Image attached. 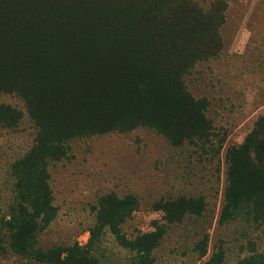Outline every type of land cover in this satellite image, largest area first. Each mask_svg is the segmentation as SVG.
Returning a JSON list of instances; mask_svg holds the SVG:
<instances>
[{
	"label": "trees",
	"instance_id": "obj_1",
	"mask_svg": "<svg viewBox=\"0 0 264 264\" xmlns=\"http://www.w3.org/2000/svg\"><path fill=\"white\" fill-rule=\"evenodd\" d=\"M227 11L226 0L209 8L196 0H0V96L22 101L36 130L32 148L11 168L16 196L0 222V257L98 264V246L110 230L135 264H155L163 230L133 239L122 233L139 208L132 195L100 198L86 246L36 249L37 235L57 217L49 166L67 158L76 140L138 129L176 147H213L208 103L193 97L185 79L222 51ZM23 118L20 109L0 103V130L17 129ZM225 159L220 222H243L264 237V116ZM182 205L170 211L171 222L185 215ZM241 251L246 255L236 264H264L255 240ZM225 262L221 247L204 264Z\"/></svg>",
	"mask_w": 264,
	"mask_h": 264
},
{
	"label": "rangeland",
	"instance_id": "obj_2",
	"mask_svg": "<svg viewBox=\"0 0 264 264\" xmlns=\"http://www.w3.org/2000/svg\"><path fill=\"white\" fill-rule=\"evenodd\" d=\"M196 1L209 8L214 0ZM226 1L222 51L198 63L185 79L193 97L208 103L207 116L217 135L213 147H176L148 129L74 141L68 157L49 166L57 217L37 235L36 249L86 246L100 198L114 194L132 195L139 201L137 212L122 227L126 238L163 230L154 251L155 264H204L221 247L226 252L225 264H236L246 255L241 247L248 240H255L259 250H264L261 232L240 221L220 222L226 151L241 145L256 120L264 116V0ZM0 103L24 112L17 129L0 130L1 222L8 218L16 196L12 165L32 148L36 130L22 101L1 95ZM179 205L187 211L180 221L171 222L170 211ZM96 257L98 264H135V255L110 230ZM26 262L13 254L0 257V264Z\"/></svg>",
	"mask_w": 264,
	"mask_h": 264
}]
</instances>
